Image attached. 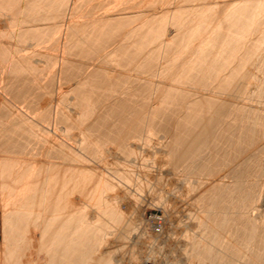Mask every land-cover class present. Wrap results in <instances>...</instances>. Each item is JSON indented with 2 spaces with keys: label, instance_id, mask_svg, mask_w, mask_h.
<instances>
[{
  "label": "rangeland",
  "instance_id": "rangeland-1",
  "mask_svg": "<svg viewBox=\"0 0 264 264\" xmlns=\"http://www.w3.org/2000/svg\"><path fill=\"white\" fill-rule=\"evenodd\" d=\"M28 1H29L28 5L35 4V2L38 1L36 4L40 8L34 12V15L36 17L35 20L29 21V20L23 19L24 16L27 15V10H23L19 13L17 12L16 13V14H18L17 16L14 12H11V11L9 12L8 11L9 9L7 10L9 5L12 3H15V4L19 3L18 6L22 7V8L24 5L28 6V5H26ZM236 1H234V3H237ZM7 2H9V1H6L4 3L2 2V4L0 2L1 8H5V9L0 8V50L7 52V56H8L5 60L0 57V107L1 106L4 107L3 105H5V107H6V108L4 107L3 109L1 107L0 112H2V114L5 115V111H6V113L8 115V116L5 115V117L0 116L2 118V121H0V146L2 147V148L0 147L1 148L0 149V160H1L0 161V166H1L0 167V264H17V263L18 264H42L41 262L42 261L44 262V260H42V259L45 258V256H44L45 254L43 255V252H40L41 251V244H42L41 241L43 240V238H42L43 237V234H42L43 229H42V223L39 225V223L37 222L38 215H39L38 212H40L41 209L43 211L44 207L48 206V204L46 205L47 201L50 200L48 203H51V200H53L51 194L53 193V190L56 188L57 189L54 190L56 192H58V189L60 191V188H61V191L63 193L62 197H76V201L80 200L81 197H83V195H81V193H83L85 190V189H81L83 186L85 188V185H83L84 182L82 180H85V182L88 181V183H85V184H89L90 183L89 180L91 181V183H94V184L101 182V180H102V182H104V184L107 185L105 187V190H103L99 195V197H102V199H100L99 201H97L96 199H94L92 201L88 199V202L89 201L90 202H89L88 206H86V208H85L86 209L84 211V213H86L85 216L83 215L84 219H87L88 222L92 223L93 226H95L94 227L95 228V231H94L95 237H94V245H93L92 250H93V256L95 254L94 258L96 257L97 259H95V261H92L94 264H98V262H100L99 264H146V263H148V264H197L198 263L199 264L198 261H200V259L198 257H195V255H193V250H194L193 245H195L193 242H195L194 240L196 239L197 242L199 241L198 245L200 244L199 247H197L198 245H195L196 246L195 249L203 247L205 245V243L207 242V241H205L207 231L205 232V230H203L202 226H201L202 228L199 227V225H201L199 223L200 222L199 219L201 217L200 210H199L198 205L196 206L198 208L195 207L194 200L192 199L193 197L192 198L190 197L191 195H190V192L188 191L189 185L188 184L186 185L184 183L185 181L182 178L183 177L182 173L180 171L172 172L169 170L168 160H167L166 155L164 153L165 152L164 151V149H165L164 145L166 144L167 138L165 136V132L161 128L159 129V127L157 126V123H160L161 121L157 122V123L155 121V125L153 127H150L149 130H148L149 126H147V127L144 126V128L141 130V132L136 134L135 137L128 136L127 132L126 133L123 132L122 134H120L121 135L120 138H116L115 140H113V139H108L106 137L107 138L106 139L105 136L103 135L104 134L103 131L105 130L104 127L101 130L95 131L94 135L89 138L90 140L88 139V137L86 138L85 133L81 134L82 130H83V132H85V129H84L85 125L83 126V125L79 124V122L76 120L77 118L80 119V117H81L79 115L80 109L78 110L79 113H76L77 111H75V110H77L76 105L78 104L79 101H76L77 96L74 93V91H75L74 83L76 85L78 82L76 80L81 78V76L79 74L80 72H77L79 70H76V66H78L77 69H79L80 66L84 67V69L86 67L87 70L85 69L84 71L88 72V69L89 68L91 69L92 66L95 67L96 65L98 66L101 64V59H104V57L103 58L100 57L101 55L102 56L104 55L106 57V55H108L109 53L104 54L108 51V50H106L107 49L106 48L105 49L106 52L104 50V52L103 51L101 52L102 54L99 53V54H101L100 56L98 55L100 57L99 58L96 55L94 57V52H92V51H91V53L90 52L89 53L92 54L93 57H91L90 54L86 55L87 53L84 54L82 52H79L80 49L77 48L74 44L76 38L78 37V34L73 32L74 35H72L73 33L71 31H74L76 29L75 26L77 24H80L82 26L81 23H83V24L87 23L88 24L90 21H91L90 23H92L93 19H102L106 15L108 17L110 15V17H112V18H107V16H106V18L104 20L112 19L113 21L116 20V23H117V19H118L119 23L122 24V26H123V28L121 27L119 29V32L117 35V38L119 37V39L120 38L121 39L119 40L116 38L117 42L114 39L115 44L118 43V45H119L120 43L123 42L122 39H125V36H124L125 34H123L124 30H125V32H127L128 30L133 29V28H134V30H135V28L136 29L144 28L143 26H141V25H144V23H145V28H146V26L149 27L150 25L153 24L154 26L152 25L153 26L152 28L154 30H156V32H158L157 34H159V32H160V35L162 36V37L160 36L161 39L164 37L166 40L168 39L167 42L170 41V44H171L170 46H172V44H174V42H172V41H175V40H176V42L178 41L179 42L178 45L181 42V46L180 45L178 46L177 44H176L177 45L176 46L174 44L176 47L173 46L175 48V50L173 48L170 49V51L173 50V51H171L172 52L171 53L170 51H165L164 46H166L167 43H166V45L164 43L163 44L164 46L162 45L163 49H161L160 44L154 43L152 40H149L152 43H150L151 45L150 44L146 45L145 51L147 49L149 50V48L151 49L152 47L154 49H156V51L155 50H149L150 52L154 51V53L156 55H154L153 52H152L153 53V55H152L147 50L148 51L147 53L151 54V55L150 54L148 55L149 57L155 56V59L153 58L155 60V61H153V63H154V64H152L153 66L149 65L151 68V70H149V71L147 70L149 67V66H147V63L149 62V61L147 62L148 58L147 59L143 58V60L140 58L139 60H137L138 66L140 65L139 67L136 65L137 61L134 62L135 64L131 63V65H130V63H129L131 68L129 67V65H127L128 64L127 60L121 61V59H120L122 64H119L118 62H120V61H118L119 59L117 60L116 56L114 57V59H112V60L110 59L112 62L114 60L113 63H115V64L108 65L111 62L106 63L103 60L102 62H104L106 64L104 65L102 63L103 65L102 66L100 65V66L102 68H104V67L105 68L108 67L109 69L111 68L109 70V72L107 71L108 68L105 69L106 72H108L107 76H109L110 75L109 73L111 72V75H113V76L110 75V77L114 78L115 77L114 74L116 73V70H119L120 72L117 71V74H115L116 77L118 75L119 76L121 75L120 79L123 77L125 79L124 80L122 78V80H124L123 82H125V81L126 82H125V84L123 83V85H121L122 83H120L122 81L118 82L120 86L124 87V85H125V87L123 88L117 84L119 86L117 90H119V91H115L113 89L112 90L110 89V91H108L109 88H108V90H105V88H102L105 91L109 92V94L108 93L105 94L104 93L105 91L100 89V91H99L100 97H99L98 102L95 104V112L98 116L97 115L95 116V112H94V114L91 118L92 120L94 118L93 121H95V120H99L102 116L106 115L105 113H107L108 112L107 110L110 109L112 106L110 104L111 102H112V104L113 103L114 104L120 103L118 100L120 98V96H121L120 100L122 102L125 101L124 98L127 97L128 94H129V96H130V94L133 96L134 91L133 92L129 91V93L128 92L122 93L123 91H126L125 90L126 88H127V91L130 90V89H128L129 86H130V88L145 87V86H148L149 83L152 84L154 82L152 84V86L155 88V85L157 84L156 85L157 89L156 88L155 89L158 92V86H162V88L159 87L160 90L161 89L165 90L169 86L172 87V86L179 85L178 82L180 83V80L177 83L174 82L177 79L176 75L180 71L179 65L183 62H186L185 59H187L189 57L188 53L191 52V51H189L190 49L187 50L188 53L186 52V50L184 52L185 45L183 46L182 44H184V43H182V42H186L187 36L185 37V35H182L185 37V38H183L179 35L180 33H178V31L181 32V29H183L182 27L184 26V24H182V22L187 23V22L191 21L193 18H195L194 19L195 21L193 20L194 23L192 25L195 28V26L198 24V23L195 24V22L200 20V18L197 19V17L193 15L194 12H197V9H199V12H200V9H201L200 13L202 14V16L200 14V15H198V17L201 16V19L204 16L210 17L211 15L207 14L209 12L208 8L210 6L211 7L214 6L213 3L216 4V6H218V7H216V6L215 7L218 8L219 11L218 10L217 11L220 12V14L218 12H216V14L214 13L213 14L214 18H215V15H217V14L219 15V17L220 16L222 17L221 13L223 11H224L223 13H225V11H227V10L230 11L231 8H234V7L230 8V5L233 2V0L232 1L231 0H49V1L48 0H36V1H32V2H31V0H27V1L26 0H17L15 2L14 1L9 2V3H7ZM263 2H261V3H263ZM228 3H230L228 5L229 9L226 8L228 6H226L224 8L223 5H227ZM234 3H232V4L234 5ZM50 5L54 8H52ZM261 6L264 7V5H261ZM42 7H44V8H42ZM203 7L208 9L207 10L208 12L206 13L207 15L203 14L204 11L206 10ZM211 7H210V9H211ZM253 7L254 6H252V9H253V11H255L256 8H253ZM263 7L261 9H263ZM220 8L221 9L223 8L222 9L223 11ZM224 9H227V10H224ZM199 12L196 14H199ZM260 12L264 13V9H263V11L261 10ZM260 12H259V14H257L259 17L261 14ZM13 13H14V15H13ZM190 13L191 14L193 13L192 15L194 17L191 18ZM263 13H262L263 18H262V15L260 18L258 16H256L257 18L260 19L259 20L260 24L258 23L256 25H258V26L260 25L259 27H261L260 29H262V30L261 31L258 30L259 32L255 31L256 32L255 34L264 38V29H263L264 28V14ZM32 14H33V12H32ZM188 14H189V18H187ZM209 14H211V13H209ZM218 15L216 18H219ZM14 17L18 18L17 21L15 20ZM119 17H121V18H119ZM154 17L157 20V21L155 20L156 22L154 21ZM221 17L219 19H222ZM186 18H187V20H186ZM214 18H212V21L214 20ZM254 18H255V15H254ZM257 18H256V21L258 20ZM184 19H185V21H184ZM23 20H25L26 22L24 23ZM152 20H153V22H152ZM98 21H101V20H98ZM149 21H151V22H149ZM178 21H181V22H178ZM205 21H207V19ZM75 22L76 23L78 22V23L75 24ZM200 22H201V20H200ZM254 22H255V19H254ZM194 24H195V26H194ZM181 25H182V27H179ZM157 26H159V27H157ZM70 28L74 29V30H71ZM179 28H181V29L179 30ZM194 28L193 29L191 28V29L194 31ZM27 29H36L37 30V31H35V33H37L36 36H34V34L32 35L31 33H28ZM19 30L23 31V34H24V31L26 30L25 35L27 32V34L31 35V36L28 35L30 38L29 37L26 38V36L25 37L23 36L22 39H20L21 36L19 35V37H18V34L20 33ZM120 30H122L121 33H120ZM195 30H197V27L195 28ZM161 31H162V33H161ZM193 31H191V32H193ZM262 31H263V34H262ZM195 33L198 34L196 31H195ZM202 33H201V35L204 36L205 33H203V34ZM79 34H81V33H79ZM196 34H193V35L197 38L201 37L200 33L198 35L200 37L196 36ZM255 34L253 33L249 37L254 39V37L257 36ZM71 35L73 37L76 36V38L74 39ZM148 35H147L148 37H145L146 39H148L149 37H153V34L151 35V33H149ZM177 35L180 36V40L181 39H183V40L179 41L178 40L179 36H177ZM156 36H158V35H156ZM71 37L73 38L72 39L73 41L71 40ZM160 37H159V39H160ZM187 38H189V37H187ZM190 38H192V37H190ZM256 38L257 37H255V39ZM259 38H257V39H259ZM129 39H130V37H128V41H126V42H129L132 40V39L131 40H129ZM149 39H153V38H149ZM260 39H262V38H260ZM114 40H113V42H114ZM125 40H127V38ZM193 40L195 42H197L196 45H198V42L200 40L199 39L197 40L196 38ZM193 40H192V42H193ZM70 42H72L74 44L75 48H72L73 45ZM195 42H193V43L195 44ZM193 43H190V44H192L190 46L194 50L195 48H197V46L195 47V45H193ZM115 44H113L114 46H112V47L117 46V44L116 45ZM68 45H72L70 49L74 50L75 53L78 50L77 51L78 54L76 53L77 55H79L81 53L82 55H85V57L88 56L91 59H89V58L86 59L81 54H80L81 56L80 55L76 56L75 53L69 49ZM135 45L137 47V44H135ZM149 45H150V47H149ZM147 46H148V48H147ZM112 47H110V48H112ZM178 47H183V49L178 48ZM169 48L170 47H168L167 50ZM177 50H178V52L180 50L181 53L180 52L178 53ZM263 50H264V48H263ZM182 51L185 54L187 53L186 55H188V56L185 57L186 56L185 54L183 56ZM108 52H110V51H108ZM176 52H177V54H176ZM191 53H190L191 54L190 58L187 60H190L192 57H194L195 53H193V51ZM263 53H264V51L261 52L260 55H262ZM95 54H96V52H95ZM175 55H177V58L179 61H180L179 58H181L180 56H183L182 57L183 62L181 60L180 64H176V67L177 66L179 67V68L177 67L178 69L174 65L171 64V63L175 64V58H176ZM178 55H179V57H178ZM163 56H165V57H163ZM167 56H168L169 60L172 59L171 61H174V62L170 61L171 66L172 67L174 66L172 71L170 70L171 73L174 74V72H176L175 69L177 71L179 70L178 72H176V75L175 74L171 75L170 71H169V73H167L168 69H167V71L164 70V69L168 68V63L166 61L168 59ZM255 57L253 58V60L255 59ZM263 57H261V58L263 59ZM96 58L100 59V61L98 60V62H97ZM111 58H113V57H111ZM16 59H17V61L20 62V63L19 62L18 63L22 66V67L21 66H19V67H21V69L23 68L21 70L22 75H19L20 72L18 73V71L20 69L18 71H16L17 73L15 72L13 75L12 71L14 72V70L11 69L13 67L10 68L11 64L13 63L12 60H16ZM257 59H259V56H257ZM257 59H255V60H257ZM87 60H90V61H88L89 63L86 62ZM94 60H96V61H94ZM145 60H146V63H144ZM148 60H150V62H151L152 57H150V59H148ZM178 60H176V63ZM255 60L252 61L255 64L250 62L252 64L251 65L249 64L247 69H249V72H251V73L253 72L255 74V76H257L258 80L260 79L262 82L257 81L256 84L255 83L251 84V92L252 93H253V89L257 85L258 86L260 85L259 88L261 90L264 88L263 87L264 86V69L262 70L263 67H262V65H260L261 64L260 62L262 60L259 59V60H261L260 62L258 60V62L260 63L259 65L256 64ZM125 61H127V62H125ZM142 61H144V62H142ZM85 62L87 63L86 65H85ZM95 62L98 64H96ZM66 63H67V65H66ZM117 63L120 66H118ZM125 63H127V64H125ZM140 63H144V65L140 64ZM164 63L167 65V67ZM70 64L74 65V66L76 64V66L73 67ZM79 64H80V66H79ZM124 64L127 68L124 66ZM183 64L180 66H183ZM65 65L68 68H66ZM69 65L73 68H70ZM87 65L89 66V68ZM134 65H136V66L134 67ZM162 65H165V67ZM97 66H96V69L98 71V69H100L101 67L99 66L100 68L99 67L97 68ZM144 66H146L147 69ZM93 67H92V69H93ZM112 67H114L113 68L114 70L112 69ZM143 68L146 71L143 70ZM10 69L12 71H10ZM91 70H89V71H91ZM127 70H129V71H127ZM92 71H91L92 73H94V71L96 72V70H92ZM114 71H115V73H114ZM10 72L12 74H10ZM72 72L73 73L77 72V73L73 74ZM86 72H84L85 75H86ZM91 72H88L87 75L91 74ZM112 72L114 74H112ZM125 72L128 74L129 73H131V74L134 73V74L133 75L130 74L131 75L130 76V75L126 74ZM140 72L141 73L144 72V73L137 75ZM162 72H164V74ZM124 73L128 77L125 78ZM16 74H17V76L19 75L17 78L15 77ZM68 74H69V76H68ZM71 74H73V76H70ZM75 75H76V77L79 75L77 77L78 79L75 77ZM12 76L15 77V79H13ZM134 76H136V77L141 76L140 77L141 80L139 81L138 77H137L138 79L136 78L137 79L136 80ZM130 77H132L133 79L132 78L130 79ZM142 77L145 79H143ZM175 77H176V79H175ZM178 77H179V75H178ZM72 78L74 81L72 80ZM128 78L130 80H134V81L129 80L130 83H132V82L134 83L135 81H138V82H140V84H137L138 85L137 86L135 84L136 82L134 84L132 83V86L134 85L133 87L131 85H126ZM146 78L149 80L145 81ZM164 83H166V85ZM151 84H149V85H151ZM168 84H170V85L168 86ZM261 85H263V86L261 87ZM126 86H128V87H126ZM116 88H117V86L114 87V89H116ZM150 88L148 89V91H146V92H149V93H147L148 97L151 98V96H149V94H151V95L153 94L152 98L154 97V99H155L157 97V98H159L158 100H160L159 96L162 95L161 93L163 91L161 90L162 91L161 92L159 90V92H161V93L158 94L159 92L155 93L154 88H153V91H151L152 88L151 89ZM133 89H135V88H133ZM133 89H131V90H133ZM101 90H102V92H101ZM262 91H263V95H264V90H262ZM111 92L113 94L114 93L116 94V92H117V94H116L117 96H115V98L118 97V98H116L118 101L115 100L114 97H112L113 94H111ZM120 92L122 94H126V96L125 95L122 96ZM146 92L141 93L140 91L136 90L135 91L136 97L138 95L140 96V94H138V93H141V95H142V96H140V98H138L139 96L137 98L135 96H133V98L135 97L134 99H136V100H132L131 99L132 96L131 97L128 96V101L126 100L127 101L126 103L128 104L129 108L125 107L128 110L127 112H129L128 115L130 113L133 114V112L131 110L133 108H135L136 106L141 105L140 103H142V104H143V102L145 103L146 99H145V101L143 99L146 97V94H145ZM72 93L75 94V97L72 96L73 95ZM119 93H120V96H118ZM107 95H109V97ZM110 95H112V96H110ZM106 96H107V98L112 97L110 102H109L110 99L108 100L106 98ZM129 98L132 101H130ZM157 98L155 100L152 99L153 102H150L151 100L148 102L146 101L149 104L152 103L151 104L152 106H150V108L154 107L157 102H158L157 104H159V101L157 100ZM246 98H244V99L246 100ZM112 99H114L115 101ZM139 99L140 100L142 99V100L140 101ZM244 99H242V100L238 99V101L239 100L242 101L241 103L239 101V104H242L245 101ZM259 99L255 96V93H254V94H251L250 98H248V100L245 103H246V105L249 103L250 105L255 107V109L258 107L259 108L263 107L261 109H264V104H263L264 103V96H262ZM74 101L77 104H74L75 103ZM107 101H108L110 106L107 105L108 104ZM133 101L135 103H133ZM136 101H138L139 104ZM37 102H39V103L42 102V105H41V103L39 104ZM131 102H132V104H134V106H130ZM44 103H47L53 109V110L51 109V113H52V115H50L51 117L47 120H44L45 118L43 119L42 116L40 115L42 113V110H43V108H41V107L43 106ZM53 103L56 105H54ZM147 103H145V104L147 105ZM153 103H155V104H153ZM245 103H243V104H245ZM35 104H38V105H35ZM50 104H52V106ZM157 104H156V106H157ZM146 105H145V107L147 108L149 105L148 106H146ZM250 105L248 107H250ZM28 106H31V107H28ZM71 106L75 107V108L72 107L75 109V110L73 109L74 111H72V108L71 109L69 108ZM108 106L110 108H108ZM130 107L132 109H130ZM145 107H144V109L146 110ZM30 108H33L34 111H32ZM259 108L256 110L261 111V109H259ZM29 109L34 113L30 112ZM147 109H149V107ZM105 110L107 112H105ZM8 111H10L9 112L10 114H8ZM15 111H17V112H15ZM62 111L66 112V113L72 111L73 114L75 112L74 115L72 114V112L69 113L70 115L68 114L69 116H71V118L69 116H65L64 120L66 119L65 120V122H67L66 124L64 121H63L64 123L60 122L63 119L62 117H64L63 114H62V117L60 116ZM262 111L264 114V110H262ZM143 112H144V114H142V115H146V113L148 111L146 110V113H145V111H143ZM57 113L59 115H57ZM2 114L0 113V115H2ZM76 114H78L79 116ZM148 115L149 114L147 113V116ZM75 116L76 117L78 116V117L73 118ZM122 116L124 118H126L127 113L123 114ZM137 116L140 119L141 115L139 116L138 114L135 115L134 117L130 116V118H128V117L127 118L129 120V119L135 118ZM160 116L162 117V119H163V117L166 118L165 115H160ZM57 117L59 119L58 123H57V120H58ZM68 117L70 119L73 118V121H77V122H74V124L76 126L74 124H72L75 127L78 126L77 128L72 127V126H71L72 127L71 128L69 126V125H71L69 122H71L72 120L67 121ZM161 117H159V118L156 117V118L160 119ZM111 118H113V120L109 119L110 121H114L116 119V118L114 119V117H111ZM124 118H123V120H124ZM138 118H136V119H138ZM165 118L162 120V122H164ZM19 119L23 120L24 123H22L23 121H20ZM109 120H108V122H110ZM19 122H21L23 124V126H21L22 124H18ZM25 122L27 123V125H25L26 124ZM88 122H91L90 118L87 119V122H85V123L88 124ZM14 123L15 124L17 123L18 126L14 125ZM10 124H11V126H10ZM77 124H79V125H77ZM7 125H9L10 127H14V129H15V126L17 127V129H18V127L21 126V129H20L21 132L24 129V125H25L27 132L24 130L25 133L23 132V133H20V135H19L18 134L19 132L17 131V129H15V131H17L18 133L15 132L12 128L8 127ZM12 125H14V126H12ZM7 127H8V129H10V131L6 129ZM22 127H23V129H22ZM27 128H28V130H27ZM11 130H13V131H11ZM2 131H4V132H2ZM142 131H143V133H142ZM7 132H8V134H7ZM11 132H13V134ZM15 133L17 135H19V137ZM29 133H31V135L33 134L31 139H30L31 135H29ZM21 134L27 135V139H26V136L24 137ZM83 135H84V137H83ZM7 136L9 138L12 137L15 142L12 139H10L11 141L9 143H11V144L6 143V145H5V142L8 139ZM81 136L84 140L81 138ZM102 137L105 140H109V141H107L105 143V141H104V139H102ZM4 138H7V139H5V142H4ZM22 139H24L23 140L24 142H21L22 144H19L21 147L17 144L20 147V149H18L19 148L18 146H17L18 148L16 149V146L14 147V145H16V143H18L20 140L22 141ZM85 139L89 140V141H93L94 143L101 142V145H100V143H99V145H97L96 152H93L90 150L91 152L89 151L90 153H88L87 150H89V149L85 148V150L87 152L86 153L84 149H81L83 144L79 145V143H82L80 141L84 142ZM25 140H26V142H25ZM99 140H103L104 142L99 141ZM1 143H2V145H1ZM12 143H13V148H10L12 146ZM68 143H70V144H68ZM163 143H165V144H163ZM68 145H70V146H68ZM80 146H81V148H80ZM126 146H127V148H126ZM130 146L132 147V149ZM137 146H139V147H137ZM4 147H6V148H4ZM83 148H84V146H83ZM21 149H22V151H21ZM71 151H72V154H71ZM57 152L60 153L61 155H63V157H58L56 155L52 156V154H56ZM65 152H66V154H65ZM60 154H58V155H60ZM74 154H76V155H74ZM69 155H71V157ZM73 155L75 157H73ZM132 157H133V159H132ZM74 158H76V159H74ZM77 158H79V159H77ZM80 159H81V162H80ZM73 160H75V161H73ZM66 161H68V162H66ZM47 162L48 163L52 162L53 167L55 166V164H57L58 166L60 165V166L57 167V165H56L55 167H57V168L53 169L55 171L51 172L53 167L52 168L47 167L48 166ZM45 166H46V168H45ZM77 166H79V167H77ZM50 167H51V165H50ZM81 167L86 172L87 177L84 174L79 175L78 171H80V170L78 168L81 169ZM48 168H49L48 172L50 171L49 173H52V174H49L46 171V169H48ZM44 169H45V172L47 174H49L50 176L53 175L52 177L47 175L45 179L52 180L54 175L56 177L57 174H59V176H57V177L61 176L60 179L62 181L60 179H59V181H57L58 180L57 177L53 178L54 182L60 188L53 181H49L51 183V187L49 186L50 183L45 184V187L48 186L47 187L48 190L50 188L52 189V185H53V187H55V186L56 187L53 188L52 191L50 189L49 190L50 192H46L47 188L45 189V187L43 185L41 186L42 183H39L40 181L46 183V180H44L42 178V174H43V176L46 174V173H43ZM64 172H65V174H64ZM75 172L78 174L76 175ZM73 174H75L76 176L73 177V180L70 181L71 177L74 176ZM21 175H24V178ZM31 175H33V176H31ZM34 175H36L37 177ZM6 176H8L7 177L8 180H7ZM25 176H26V178H25ZM38 176H40V178H38ZM2 177H5V178H2ZM1 178L3 180L5 179V183L7 185H4L3 180ZM96 178H99V179H96ZM28 180H29V182H28ZM33 180H34V182L39 181L38 183L40 184V188H42V187L44 188V189L40 190V193L41 194L43 193V195L46 194L49 196V198H48V196L46 197V195H45L46 202L44 205L42 204L44 206V207L41 206L42 208L40 206L38 207V204L37 205L34 203H32L33 205L30 204V202H29V204L31 206L27 205L26 201H25V199H27L26 197H29V195H30V193H32V191H33L34 196L35 195H37L38 197L41 196V194L38 192L40 188L36 189L38 186V183L35 182V184H37V185L36 186H35V184L33 185V183H32ZM77 182L79 183V185ZM8 184L10 185V187ZM29 184L30 185L32 184L31 185L32 187L35 186L34 187L35 189L32 188L33 189L32 190L31 186ZM62 184H64V185H62ZM91 185H93V184H91ZM89 187H90V184H89ZM73 188H75V189H73ZM34 190H37V191H35V193H34ZM44 190H45V192H44ZM32 196H30V197H32ZM37 196H35V197H37ZM55 196L57 197V195H55ZM85 197H87L86 194H85ZM23 201H25V202H23ZM43 203H44V201H43ZM21 205H22V207H21ZM195 209H197V210H195ZM18 211H21V212L22 211H26V212L30 211V213L35 212L34 214L37 217L35 215H33L32 217H34L36 220L34 218L33 219L28 218L26 220L22 217L24 220L23 226H22V224H21L22 220L19 221L20 217H18V218L15 217V215H17ZM195 211H197V212H195ZM198 214H199V216H198ZM13 216H14V218H16L15 220H14ZM197 220H198L199 224L197 223ZM17 221L21 225L18 224ZM25 224H26V226H25ZM13 225L14 226L15 225L20 226V229L22 230V231H20L18 226H17L18 228L14 227L15 231H16L15 235L17 236V237L15 236L16 239L20 235L19 239L16 240L18 243L16 241L13 242L14 238H12V237L10 238L9 237L10 235L8 236V234H9L8 231H7L8 234L6 233V230L13 227ZM7 226L10 228H7ZM18 230H19V232H18ZM20 232L22 233V235L20 234ZM17 233H18V235H17ZM201 233L203 234V236L205 233V236L203 239L199 238V237H201V236H199V234H201ZM6 235H7V238H6ZM24 236L26 239L24 238ZM8 237L10 238L9 240H7ZM193 238H194V240H193ZM18 240L20 241V243ZM190 241L193 243V245L191 244ZM14 244H15V246H14ZM10 253H12L16 257L17 256L19 257V258L15 259L16 260L15 262H14V259H12L13 260L12 262H14V263L7 261L8 259L11 260L10 257L8 256V254H10ZM187 253H188V255L186 256ZM7 257H9V258L7 259ZM39 257H40V259H41V257H43V258L40 260ZM93 263H91V264H93Z\"/></svg>",
  "mask_w": 264,
  "mask_h": 264
},
{
  "label": "bare ground",
  "instance_id": "bare-ground-1",
  "mask_svg": "<svg viewBox=\"0 0 264 264\" xmlns=\"http://www.w3.org/2000/svg\"><path fill=\"white\" fill-rule=\"evenodd\" d=\"M6 1H9V2L14 1L15 2L17 0H0L1 4H2V2L4 3ZM32 1H36V0H31V2ZM234 1H236V0H233L232 3H234ZM263 1L264 0H262V1L261 0H239V1L237 0L236 1L237 3H234V5L231 3L232 6L230 5V8L231 7H234V8H231L230 11H228L227 9H224V10H227L228 12L225 11V13H223L224 12L222 10L223 8L222 9L220 8L223 11L221 13L222 17L220 16L222 19H219L220 17L218 14L217 15L219 18H216L217 15H215L216 19L214 18L213 14L214 13L216 14V12H218L219 10H218V8H216L218 6H216V4L213 3L214 6H212V7L210 6L211 9L209 7L208 8L209 10L203 7L204 9H206L203 14L205 15L209 11L207 14L211 15L210 17L204 16L205 18L207 17L206 18L207 21H205L206 19L204 17H202V19H201V16H202V14L200 13L201 9H200V12H199V9H197V12H194V14L192 13L194 16L197 17V19L200 18V20H201V22H200V20H198L200 23L198 21L195 22V24L196 23L199 24V25L197 24L198 26L197 25L195 26V24H194L195 28L197 27V30H195V28L192 26L194 23L193 20L195 18H193L189 22L186 21L187 23L182 22V24H184V26L182 27V25H181L179 27H182L183 29L179 28V30L181 29V32L178 31V33H180L179 35L183 38H185L186 36L189 37V38L186 37V42H182V43H184L182 45L183 46L185 45L184 52L186 50V52L188 53L187 50L190 49L189 51H191V52L193 51V53H195V55L193 54L194 57H192L193 56L192 55L191 56L192 58L190 60H187L190 58V55L192 54L191 52H189L188 53L189 57L187 59H185L186 62H183L182 57L184 56L185 53L182 51L183 56H180L181 57V58H179L180 61L178 60L177 55H175L176 56L175 64L171 63L174 61H171L172 59L169 60V58L167 56L168 59L166 61L168 63V68H166V69L163 68L166 71L168 69L167 73H169V71L170 70L172 71L174 66L176 67V64H180L181 60H182V62L184 64L183 63L180 64V65L183 64V66L179 65V67H180V69H179L180 71L178 70L179 73L176 75V72H178V71L176 69H175L176 72L173 71L174 74L176 75L177 79L180 77L178 80L175 77L176 80L174 82L177 83L180 80L181 84L178 82L179 85L176 84L177 86H172V87H170L169 86L170 84H168L169 87L167 89H165V90L161 89L163 92L160 90V88H162V86H158V92H159V90L162 92V93L161 92L158 93L156 90L157 84L155 85L156 89L152 86V84L154 83L153 81H152L153 82L152 84L149 83L151 85L148 84L149 87L148 86L133 87L134 86V85L132 86L133 82L130 83V81H134V80H130L132 78V77H130V79L128 78V80H127L128 84L126 83V85H131L135 89L130 88V86H129L128 89H130V90L127 91V88L125 89L126 91L122 90L123 91L122 93H124V92L129 93V91L130 92L134 91L133 96H135L136 90L140 91L141 93L142 92L144 93V92L148 91V89L152 86L151 87L152 89L150 88L151 91H153V88H154L155 93L157 92L158 94H160V93L162 94L160 96L157 94L160 97V100H158L159 98L156 97L157 100L159 101V104H157L158 102L156 101L157 106L155 103H153V104H155L156 107L154 106V107L150 108V106H152L151 105L152 103H150V104L147 103L150 100H151L150 102H153L152 99H154V97L152 98L153 94L152 95L149 94V96H151L152 99L150 97H148L147 93H149V92L145 93L147 98L143 95L145 97L143 100L145 101V99H146L147 102L145 101V103H147V105L142 101L143 104L140 103L141 105H138V106H136L137 105L136 104L135 105L136 107L133 109L130 107V109H132L131 111L133 112V114L130 113L129 115L132 117H134L137 114L139 116L141 115L140 119L137 116L135 118L128 120V118H130V116L128 115V113H129V112H127L128 110L126 109V108H129L128 104L126 102L128 101L129 94L127 97H125V98L123 97L125 99V101L122 102L120 100V98H121L120 93L121 92L118 94V96H120V98L118 99L120 103H115V104L113 103L112 104V102H111L110 104L112 106L110 108L109 107L110 105L107 101L108 104L107 103L106 104L109 105L108 108H110V109H108V110L106 109L108 112L105 110V112H107V113H105L106 115L102 116L99 120L93 121L94 118H93V120L91 119L94 112H95V104L98 102L99 97H100V93H99L100 89L105 88V90H108V88H109L108 91H110V89L111 90L113 89L115 91H119V90H117L118 87L120 86L118 82L122 81V82H120V83H122L121 85H123V83L125 84V82H126V81L123 82L125 80L123 77L122 78L124 80H122V78L120 79L121 75L120 76L118 75L116 77L115 74H117V71L120 72L119 70H116V73L114 71L115 74L112 72V74H114V76H115L114 78H112V77H110L111 72L109 73L110 75L107 76L108 75L107 73L109 72V70L111 68L109 69L107 67L108 72H106L105 69H107V68H105V67L102 68L101 66L103 64L105 65L106 63H109V62H111V63H109L108 65L115 64V63H113L114 60H113V62L111 61L112 59H114L115 56H116L117 60L119 59L118 61H120V59H121V61L127 60L128 62L125 61L128 63V64L125 63L127 65H129V63L131 65V63L136 62L140 58L143 60V58L144 59H147V58L150 59V57H152V61H151L152 63L150 62V60L147 59V62L149 61L147 63V66H149V65L153 66L152 64H154L153 61H155L154 60L155 56L149 57L148 55L150 53L153 55V53H154V51L150 52L149 50H155L156 51V49H154L153 47L151 49L149 48V50L147 49L150 52L149 54L147 53L148 52L147 50L145 51L146 45L152 43L149 40H152L154 43L160 44L161 49H163L162 45L164 43L166 45V43H167L166 46L163 45L165 48V51H170L171 48H173L175 50L174 47H176L179 42L178 41L176 42V40L172 41V42H174L175 45L176 44L177 45L175 46L174 44H172V46H170L171 45L170 41L167 42L168 39L166 40L165 37L161 39L162 36L160 35V32H159V34H157L158 32H156V30H154L152 28L154 26L153 24H152L153 26L149 24L150 26L148 25L149 27L146 26V28H145V23H144V25H141L144 28H140V29L135 28V30L133 28V29H130L128 31L126 30L127 32H125V30H124L123 34H125L124 36H125V39L127 38V40L122 39L123 40V42L121 41L122 43H120L119 45H118V43H116L117 46L112 47V46H114L113 44H115V40L117 42V39H119V37L117 38V35L119 32V29L121 27L123 28V26H122V24L119 23L118 19H117V23H116V20L113 21L112 19L104 20L107 16L106 14H105L106 16L102 19H93L94 21L92 20V23H90L91 22L90 21L89 22L90 24L89 23L88 24L87 23H85V24L81 23L82 24V26H81L80 24H77L78 22L77 23L75 22V24H77L76 26L74 25L76 29L74 30V29L70 28L71 30H74V31H71L72 33L74 32V33L78 34L77 38H76V36H77L76 34H75L76 36H74V37L72 36V35H74V33L71 36L74 39L76 38L74 44L77 48L80 49L79 52H82L84 54L87 53L86 55H89L92 51V52H94V57H95V55L100 56L102 54L101 52L102 51L104 52V50L106 48H107L106 50L110 51V52H108V51L106 52V50H105L106 53H104V54L109 53L108 55H106V57L104 55L100 56L101 58L104 57V59H101V64H100L101 66L100 65H98V66L96 65V66H97V68L100 66L102 69L99 67L100 69H98V71H97L96 66L95 67L92 66L93 69H92V67H91V69L96 70V72L94 71V73H92L93 71L87 65L89 68L88 72L92 71L91 74H89V75H87L88 72L84 71L86 69V67L84 69V67L80 66V64H81L80 62H79L80 63L79 69H77L78 66H76V64H75L76 70H79L77 72H80L79 74H80L81 78L78 79L77 77L79 75L77 77L75 75V77L78 79L76 81H78V82L76 85L74 83L75 91L74 90L73 91L77 96L76 101H79V102L77 104L74 101L75 102L74 104H77L76 105L77 110L74 109L75 108L74 106H71L69 108L71 109L72 107H74V108H72V111L75 110V111H77L76 113L80 112V114H79L81 116L80 119L77 118L79 116L78 114H76V115H78L77 117L75 116L73 118H77L76 120L79 122V124H81L83 126L85 125V127L87 126L86 128L84 127L85 132H83V130L82 131L80 130L81 134L85 133L86 135L85 134L84 135L86 136V138L88 137V139H89L90 137H92L94 135L95 131L101 130L104 127L105 130L103 131V133H104L103 135L105 136V138L107 137L108 139L115 140L116 138H120L121 137L120 134H122L123 132H125V133L127 132L128 136L135 137L136 134L141 132V130L144 128V126H146V127L149 126V128H148V130H149L150 127H153L155 125V121H156V123L161 121L160 123H157V126L159 127V129L161 128L165 132V136L167 138L166 144L165 143H163V144H165L164 145L165 146V149H164L165 152L164 153H165L166 158L168 160L169 170L172 172L180 171L182 173V176H183L182 178L185 181L184 183L186 185L187 184L189 185L188 191L190 192V195H191L190 197L191 198L193 197L192 199L194 200L195 207L198 205L199 210H200L201 217L199 219L200 220L199 223L201 225H199V227L202 226L203 230H205V232L207 231L206 240H205L207 242L206 243L204 242L205 245L202 243L204 245L203 247L195 249L196 248L195 245H198V243H199V241L197 242L196 239L194 240L195 237L193 238V240L195 241L193 243L195 245H193V243L190 241L191 244L194 246L193 255H195V257H198L200 259V261H198L199 259L197 260L199 262V264H264V114L262 111L264 109H261L263 107H261V108L258 107L259 109H261V111H262L261 112V111L256 110L258 108L255 109V107L250 105L248 102L247 103L250 105V107H248L249 105L248 104L246 105V103H245L248 100V98H250L251 94L255 93V96L258 99L261 98L262 96H264L263 91H262V90H264V88L261 90L259 88L260 85L255 86V88L253 89V93L251 92V84H254V83L256 84L257 81L260 82L261 80L260 79L258 80L257 76H255V74L253 72L252 73L249 72V69H247L249 64L251 65L252 63H254L252 61L257 59V56H259V59H261L262 61L257 59V60H255L256 64L259 65L261 63L260 65H262V67H263L262 70L264 69V66H263L264 65V57H263L264 53L262 54L263 56L260 55L261 52L264 51L263 50L264 38L255 34L256 33L255 31L259 32L262 30V29H260L261 27H259L260 25L258 26L256 24L259 23V20H260L259 18L261 17V15L263 13V12L262 13L260 12L261 10L263 11V9H264V7L261 6V5H264ZM9 2H7V3H9ZM37 2H35V4L28 5V3H29V1H28L26 4L28 6L24 5L25 7L23 6V8L18 6L19 3L18 4L16 3L17 5L15 3H12L9 5L7 10L9 9L8 10L9 12L11 11V12H14L15 14L17 12L19 13L23 10H27V15H25L23 19L29 20V21L35 20L36 17L34 15V12L40 8L36 4ZM261 2H263V3H261ZM1 4H0V8H1ZM229 4L230 3H228L227 5H223V7L225 8ZM252 6H254L253 8H256L255 11H253ZM262 7H263V9H261ZM42 8H44V7H42ZM52 8H54V7H52ZM226 8L229 9V6ZM1 9H5V8H1ZM32 12H33V14H32ZM198 12H199V14H196ZM259 12L261 13L260 17L257 15V14H259ZM14 13H13V15H14ZM209 13H211V14H209ZM218 13L220 14V12H218ZM192 14L190 15L191 18L194 17ZM200 14H201V16L198 17V15H200ZM17 15L18 14H16V16ZM254 15H255V18H254ZM256 16H258L259 18H257ZM107 18H112V17H110V15H109V17L107 16ZM119 18H121V17H119ZM187 18H189V14H188ZM187 18H186V20H187ZM212 18H214L213 21H212ZM256 18L258 19L257 20L258 22L256 21ZM262 18H263V15H262ZM17 19L18 18H15L16 21H17ZM254 19H255V22H254ZM25 20H23L24 23L26 22ZM98 20H101V21H98ZM155 20L156 19L154 17V21ZM184 21H185V19H184ZM149 22H151V21H149ZM152 22H153V20H152ZM178 22H181V21H178ZM157 27H159V26H157ZM191 28L192 29L194 28V31ZM25 31L23 34V31L19 30L20 33L18 32L19 33L18 37L20 35L21 36L20 39H22L23 36L24 37L26 36V38L31 36L30 34H27V32L31 33L32 35L34 34V36H36V34H37V33H35V31H37L36 29H27L26 35H25ZM191 31H193L194 33ZM195 31L198 34H196ZM121 32H122V30H120V33ZM202 32L205 33L204 36L201 35ZM79 33H81L82 35ZM147 33L148 34L151 33V35L153 34V37H149V38H153V39H149V38L146 39L145 37L149 36ZM161 33H162V31H161ZM192 33L196 34V36H198L200 33L201 37L202 36L203 37L201 38L200 36H198L200 38H197ZM253 33L255 35H257L255 37H257V38L260 37L262 39H260V38L255 39L254 36H253L254 39L250 38L249 36L252 35ZM262 34H263V31H262ZM156 35H158V36H156ZM179 35H177V36H179ZM182 35H185V37ZM180 36L178 39L179 41L183 40V39L180 40ZM72 37H71V40L73 39ZM128 37H130L129 40H131V39L132 40L129 42H126V41H128ZM159 37H160V39H159ZM190 37H192V38H190ZM195 38L197 40L198 39L200 40L198 42V45H196L197 42H195L193 40ZM191 39L193 40V42H195V44L192 42ZM113 40H114V42H113ZM70 43H72V42H70ZM190 43H193V45H195V47L197 46V48L194 47L195 49L193 50V48H191V46H190L192 44H190ZM74 44L72 43L73 46L68 45L69 49L71 48V46H72V48H75ZM135 44H137V47ZM150 45H149V47H150ZM179 45L181 46V42ZM110 47H112V48H110ZM166 47L167 48L170 47V48L167 50ZM147 48H148V46H147ZM178 48L183 49V47H178ZM71 51L74 52V50H71ZM77 51H76V53H77ZM171 51H173V50H171ZM95 52H96V54H95ZM177 52H178V50H177ZM177 52H176V54H177ZM179 52L181 53L180 50H179ZM76 53H75L76 56H79L81 54L80 53L79 55H77L78 53L77 54ZM99 53H101V54H99ZM90 55H91V57H93L92 54H90ZM154 55H156V54L154 53ZM82 56L85 57V55H82ZM187 56L188 55H186L185 57H187ZM260 56L263 57V59ZM0 57L5 60L8 57L7 52L0 50ZM111 57H113V58H111ZM163 57H165V56H163ZM178 57H179V55H178ZM254 57H255V59L253 60ZM85 58L91 59L88 56H86ZM98 60L100 61V59H97V62H98ZM103 60L106 63L102 62ZM176 60H178L179 62L177 61V63H176ZM258 60H259V62L260 61L261 62L259 63ZM12 61H13V63L11 62L12 64H11L10 68L13 67L11 69L14 70V72L11 69H10V71H12V73L14 75V73L20 69L18 71V73L20 72L19 75H22L21 70L23 68L21 69L22 66L19 64L20 62L17 61V59L12 60ZM88 61H90V60H87L86 62L89 63ZM94 61H96V60H94ZM121 61L118 63L122 64ZM86 62H85V65L87 64ZM142 62H144V61H142ZM250 62H252V63H250ZM118 63H117V65L120 66ZM144 63H146V60ZM144 63H140V64L144 65ZM170 63L174 66L172 67ZM96 64H98V63H96ZM125 64H124V66H125ZM66 65H67V63H66ZM130 65H129V67L131 68ZM136 65L138 66V61H137ZM136 65H134V67ZM165 65H162V66L165 67ZM19 66H21V67H19ZM71 66L75 67L74 65H71ZM71 66H70V68H73ZM144 67L146 68V66H144ZM166 67H167V65H166ZM66 68H68V67L66 66ZM113 68L114 67H112V69ZM89 70H91V71H89ZM143 70H145V69L143 68ZM147 70L148 71L151 70L150 66L148 67ZM127 71H129V70H127ZM171 71H170V73H171ZM84 72H86V75L84 74ZM12 73L10 72V74H12ZM76 73H73V74H76ZM125 73H124V75H125ZM142 73H144V72H142ZM142 73L140 72L139 74H137V73L136 74L140 75ZM162 73L164 74V72H162ZM73 74H71L70 76H73ZM126 74H128V73H126ZM130 74L131 73H129L128 75H130ZM133 74H131V75H133ZM174 74L171 73V75H174ZM178 75H179V77H178ZM18 76L16 74L15 77L17 78ZM68 76H69V74H68ZM111 76H113V75H111ZM15 77H13V79H15ZM126 77H128V76L125 75V78ZM134 77L136 79L138 76L137 77L134 76ZM140 77L141 76L138 77L139 79L137 78L139 81L141 80ZM143 79H145V78H143ZM72 80H73V78H72ZM147 80H149V79L146 78L145 81H147ZM135 82L134 83L136 85L140 84V82H138V81H135ZM164 84L166 85V83H164ZM116 86H117V88L114 89V87H116ZM262 86L263 85H261V87ZM120 87H123V86H120ZM124 87H125V85H124ZM126 87H128V86H126ZM131 89H133V90H131ZM102 90H104V89H102ZM102 90H101V92H102ZM112 92H111V94H113ZM104 93L109 94V92H107V91H105ZM122 93H121L122 96H124V95L126 96V94H122ZM141 93H138V94H140V96H142ZM75 94H73L72 96L75 97ZM114 94H113V96L112 95H110V96L115 98V96H117L116 95L117 92L115 95ZM107 96L109 97V95H107ZM107 96H106V98H107ZM131 96L132 95L130 94L129 97H131ZM133 96L131 99L136 100V99H134L136 96L134 98H133ZM140 96L138 98H140ZM112 97L107 98L108 100L110 99L109 102L111 101ZM116 98H118V97H116ZM116 98H115V100H117ZM244 98H246V100ZM131 99H130V101H132ZM238 99H241V100L244 99L245 101L243 103H245V104H243V103L239 104V101H240V103L242 101L241 100L238 101ZM112 100H114V99H112ZM138 101H136V102L138 103ZM37 103H39V102H37ZM40 103L42 105V102H40ZM133 103H135V102L133 101ZM131 104H132V102H131ZM131 104H130V106H134V104H132V105ZM35 105H38V104H35ZM50 105L52 106V104H50ZM54 105H56V104H54ZM145 105L146 106L149 105L148 106L149 109H147L148 107L146 108ZM3 106L5 107V105H3ZM1 107H0V109H1ZM4 107H2V109ZM28 107H31V106H28ZM144 107L148 111L147 112L149 114L148 116H147V113H146V110L144 109ZM41 108H43L42 113L40 114L42 116V118L43 119L45 118L44 120L49 119L51 117L50 115H52V113H51L52 108L47 103H44ZM30 109L32 111H34L33 108H30ZM79 109H80V111L78 112ZM31 110H30V112H32ZM17 111H15V112H17ZM72 111L67 112V113L62 111L60 116L62 117V114H63L64 117H62L63 118L62 119L59 116L62 119V121H60V122H63V121L65 122V120H66V119L64 120L65 116H69L70 115L69 113H71ZM143 111H145L146 115H142V114H144ZM9 112L10 111H8V114H10ZM0 113L2 114V112H0ZM32 113H34V112H32ZM126 113H127V117L129 116L128 118L126 117L127 119L122 116L123 114H126ZM72 114H73V112H72ZM74 114H75V112H74ZM5 115H7L6 111H5ZM5 115L2 114L0 116L5 117ZM57 115H59V114L57 113ZM96 115L97 114L95 112V116ZM160 115L166 116V118L163 117V119L165 118L164 122H162L163 119ZM69 117L71 118V116H69ZM69 117H68L69 120L67 119V121L72 120L71 121L72 123L69 122L71 124L69 126L75 127L76 125L74 124V122H77V121H73V118L70 119ZM111 117H114V119L115 118L116 119L114 121H110V120H113V118H111ZM122 117L124 118V120ZM156 117L157 118L161 117V118L157 119ZM89 118H90L91 122H88V124H86L85 122H87V119H89ZM136 118H138V119H136ZM57 119H58V117H57ZM108 120L111 123L108 122ZM0 121H2V118L0 119ZM20 121H23V120H20ZM58 121H59V119L57 120V123H58ZM22 123H24V121ZM22 123L19 122L18 124H22ZM66 123L67 122H65V124ZM72 124H74L75 126H73ZM79 124H77V125H79ZM14 125L18 126L17 123L16 124L14 123ZM14 125H12V126H14ZM25 125H27V123ZM25 125H24V129L22 127V129H23L22 132L20 129H21V126H23V124L21 126L19 125L20 127H18V129L15 126V129H17V131L19 133L17 131H15L14 127H10L11 124H10V126L9 125H7V126L12 128L15 132H17L20 135V133H23V132L25 133V131H26ZM8 127L6 129L10 131V129H8ZM77 127H75V128H77ZM13 130H11V131H13ZM27 130H28V128H27ZM2 132H4V131H2ZM8 132H7V134H8ZM11 133L13 134V132H11ZM142 133H143V131H142ZM19 135H17V136L19 137ZM21 135H23L24 137L26 136V139H27V135H25V134H21ZM29 135H31V133H29ZM32 135L30 136V139H31ZM84 135H83V137H84ZM103 137H102V139H104ZM7 138H4V142H5V139H7V141L5 142V145H6V143H9L11 141L10 139L13 140L12 137L9 138L7 136ZM81 138H82V136H81ZM24 139H22V141L20 140L18 143H16V145H14V147L16 146V149H17L20 146L19 144H22L21 142H24L23 141ZM89 140L85 139L84 142L80 141L82 143H79V145L83 144L82 148H81V146H80V148L84 149V150H85V148L89 149V150H87L88 153H90L91 151L96 152L97 145H99V143L101 145V142L94 143L93 141H89ZM99 141H102V142L105 141V143H106L109 140L104 139V141L103 140H99ZM25 142H26V140H25ZM9 144H11V143H9ZM68 144H70V143H68ZM1 145H2V143H1ZM68 146H70V145H68ZM83 146H84V148H83ZM6 147H4V148H6ZM20 147L18 149H20ZM137 147H139V146H137ZM10 148H13V143H12V146ZM126 148H127V146H126ZM131 149H132V147H131ZM21 151H22V149H21ZM85 152H86V150H85ZM57 153L52 154V156L56 155L58 157H63V155L58 153L61 155L60 156ZM65 154H66V152H65ZM71 154H72V151H71ZM74 155H76V154H74ZM74 155H73V157H75ZM69 156L71 157V155H69ZM74 159H76V158H74ZM77 159H79V158H77ZM132 159H133V157H132ZM73 161H75V160H73ZM66 162H68V161H66ZM80 162H81V159H80ZM49 164L51 165V167ZM56 165L57 164H55V166ZM46 166H45V168H46ZM55 166L53 167L52 162H51V163H48L47 167H49V168L53 167L52 171H51V172H53V171H55L53 169L59 167L60 165L59 166L57 165V167H55ZM79 166H77V167H79ZM49 168L46 169L47 172H48ZM78 169L80 170V171H78L79 175H82V174H84L85 176L87 175L82 167H81V169L80 168H78ZM43 171H44L43 173H46L45 169ZM76 172H75V174L77 175L78 173H76ZM49 174H52V173H49ZM49 174L46 173L44 175L45 177L42 174V178L44 180H46V183L41 182V181L39 182L37 180L39 183H42L41 186L43 185L45 187V184L50 183L49 181L54 182L53 178L55 177V175L52 178V180L45 179L47 175L50 176ZM64 174H65V172H64ZM75 174H73L74 176H72V177L70 176L71 177L70 181L73 180V177L76 176ZM21 176L24 178V175H21ZM31 176H33V175H31ZM34 176H36V175H34ZM52 176L53 175H51L50 177H52ZM57 176H59V174H57L56 177ZM7 177L8 176H6V178ZM2 178H5V177H2ZM25 178H26V176H25ZM38 178H40V176H38ZM60 178H61V176L57 177V179H58L57 181H59ZM96 179H99V178H96ZM7 180H8V178H7ZM82 181L84 182L83 185H85V188L83 186L81 189H85L84 190L85 193L84 192L81 193L82 191L80 190L81 191L80 193H81V195H83V197H81L80 200H78L79 199L78 198L77 199L78 201H76V197H62L63 193L61 191V188L54 182L60 188V191H59V189H58V192L54 191L57 188L53 190V188H55L56 186L53 187V185H52V189L51 188L50 189H51V191L53 190V193L51 192L52 194L51 193L50 194H51L53 200H51V203H48L50 201L48 199L49 201H47V203H46V205L48 204V206L44 207L43 205L45 204L46 197L48 195H46V194L43 195V193L42 194L40 193V190L44 189V188L43 187L40 188V184L36 181L35 182L38 183V186L36 189L40 188L38 192L41 194L42 197L41 196L38 197L37 195H35V196H37V197H35L33 195V191H32V193H30L29 197H26L27 199H25L27 205L34 203L36 205L38 204V207L39 206L44 207V210L42 211V209H41V211H40L41 213L38 212L39 215L37 214L38 215L37 222L39 223V225L42 223V229H43V233L41 232L43 234V237H42L43 240L41 241L42 244H41V251L40 252H43V255L45 254L44 255L45 258L42 259L44 256L41 257V259L44 260V262L43 261L41 262L42 264H91V263H93L92 261H95V259H97L96 257L94 258L95 254L93 256V250H92L93 245H94V237H95V232H94L95 228L94 227L95 226H93L92 223L88 222L87 219H84L83 215L85 216V214H86V213H84V211L86 210L85 208H86V206H88V204L90 202V201L88 202V199L91 201L94 199H96L97 201L102 199V197H99V195L103 190H105V187L107 185L104 184V182H102V180H101V182H98L99 181L98 180L97 181L98 183H95V184L91 183V181L89 180V182H90L89 183L90 187H89V184H85V183H88V181L87 182H85V180H82ZM28 182H29V180H28ZM35 182H34V180L32 181L33 185L35 184ZM3 183H4V185H7L5 183V179L3 180ZM91 184H93V185H91ZM36 185L37 184H35V186ZM62 185H64V184H62ZM78 185H79V183H78ZM35 186H33V187L31 186V189L32 188L35 189L34 188ZM49 186L51 187V183ZM9 187H10V185H9ZM47 187H45V189ZM73 189H75V188H73ZM49 190L47 188L46 192H50ZM35 191H37V190H34V193H35ZM44 192H45V190H44ZM54 194L57 195V197ZM85 194L87 197H85ZM45 195H46V197H45ZM30 196H32V197H30ZM48 198H49V196H48ZM25 201H23V202H25ZM43 201H44V203H43ZM29 202H30V204H29ZM21 207H22V205H21ZM198 207H196V208H198ZM195 210H197V209H195ZM195 212H197V211H195ZM34 213H30V211H28V212L18 211L17 212L18 216L15 215V217L21 218V219L19 218V221L22 220L21 224L23 226V221H24L23 218L26 220L28 218L33 219L34 217H32V216L35 215ZM198 216H199V214H198ZM13 218H14V216H13ZM16 218H14V220ZM17 223H18V221H17ZM197 223H198V220H197ZM18 224H20V223H18ZM8 226H7V228H10ZM17 226L18 225H15V226L13 225V227L6 230V233H7V231L9 232V234L7 233L8 236L10 235L9 236L10 238L11 237L14 238L13 242H15L17 239H19V236H20L19 235L18 238L16 239L17 236L15 235L16 231H15L14 227H17ZM25 226H26V224H25ZM18 227L20 229V226H18ZM20 231H22V230L20 229ZM18 232H19V230H18ZM20 234L22 235L21 232H20ZM201 234H199V236H201L199 238L203 239L205 236V233H204V236H203V234L202 235ZM17 235H18V233H17ZM9 237L7 240L10 239ZM6 238H7V235H6ZM24 238H25V236H24ZM19 243H20V241H19ZM199 245L197 247H199ZM14 246H15V244H14ZM187 255H188V253L186 254V256ZM8 256L10 257L11 260H9L8 259L9 257H7V259H8L7 261H10V262L13 261L12 259H14V262H15L16 261L15 259L19 258L18 256L17 257L14 256L12 253L8 254ZM39 259H40V257H39ZM14 262H12V263H14ZM99 263L100 262H98V264ZM146 264H148V263H146Z\"/></svg>",
  "mask_w": 264,
  "mask_h": 264
}]
</instances>
